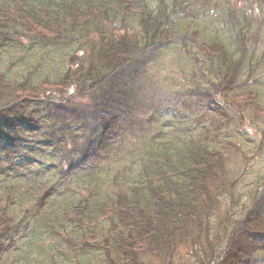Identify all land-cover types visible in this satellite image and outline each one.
Listing matches in <instances>:
<instances>
[{
  "label": "trees",
  "instance_id": "16d2710c",
  "mask_svg": "<svg viewBox=\"0 0 264 264\" xmlns=\"http://www.w3.org/2000/svg\"><path fill=\"white\" fill-rule=\"evenodd\" d=\"M191 1L0 0V264H174L189 245L198 248L199 264L264 257V193L231 234H212L228 176L207 133L143 137L127 167L111 179L103 174L110 145L141 129L151 70L185 31L178 10L226 7L221 28L202 38L211 59L199 67L214 97L195 88L188 96L259 105L264 0ZM64 46L73 53L57 70L48 51ZM9 48L25 59L16 71L7 66L15 53L6 54ZM32 123L40 128L30 131ZM31 145L49 151V188L63 197L57 203L58 195L36 196L30 184L38 173H11ZM72 186L82 189L72 195ZM224 243L230 254L222 253Z\"/></svg>",
  "mask_w": 264,
  "mask_h": 264
},
{
  "label": "rangeland",
  "instance_id": "374dc122",
  "mask_svg": "<svg viewBox=\"0 0 264 264\" xmlns=\"http://www.w3.org/2000/svg\"><path fill=\"white\" fill-rule=\"evenodd\" d=\"M194 2L195 0H192L190 4ZM225 8L210 7L206 12L200 6H198L200 12L195 7L178 10L179 24L185 31L174 38L167 50L162 51V58L158 59L151 70L148 100L140 108L142 112L140 119L143 121L141 129L138 128V134L135 137H120L111 144L106 151L102 167L103 174L111 179L119 169L127 167V163L132 159L129 156L130 149L142 143L143 137H147L148 140L163 141L179 136L196 137V134L207 133L206 137L211 145L223 152L228 176V185L223 189L226 190V194L220 196L221 206L215 211L216 218H212L210 222L212 234L223 232L219 234L220 236L226 234V228H229L231 234L235 222L241 220L246 212H251L249 210L257 206L260 196L264 193V26L261 28V38L258 42L260 50L258 49L256 67V95H258L259 105L250 106L247 102L248 98L247 100L238 98L235 101L236 108H232L233 104L229 107L221 99L200 104L196 99L188 96L190 89L195 88L194 90L199 91L197 94L206 93L214 97L210 83L206 84L199 67L200 62L204 66L211 59L202 43V38L212 36L217 29L221 28L225 18ZM193 13L196 18L193 17ZM13 52L9 48L6 53H13L14 56L7 66L16 71L17 66L24 64L25 59L16 53L17 49ZM72 53L73 48L70 46L50 48L47 61L55 65L58 70L64 66L66 57ZM197 58L199 60L194 61ZM3 66L7 67L4 60ZM206 68H208L207 65L204 69ZM32 124L34 125L30 131L40 128L37 123ZM25 155L26 157H23ZM43 155L31 145L29 152L22 151L18 155L19 159L17 158L16 166L11 173H25L29 175V178L34 179L38 173L39 182L32 179L30 184L36 189V196L45 200V197L49 199L58 195L57 203L63 197H60L55 189L49 188L54 185V181H51L54 179V174H48L53 162L49 158V151L45 150ZM41 162H45L47 166L40 165ZM12 179L18 180V177L14 176ZM27 180L26 178L25 181ZM26 186L25 183L22 187ZM46 187L47 190L42 191ZM81 189L80 186H72L67 192L76 195ZM65 191H62V194ZM227 220L230 222L228 227ZM203 238L205 240V233ZM226 246L227 244L223 247L222 253L230 254V247ZM179 250L181 259L174 264H199L197 259L200 255H198L197 247L195 249L189 245ZM225 254L222 256L226 257ZM257 264H264V257Z\"/></svg>",
  "mask_w": 264,
  "mask_h": 264
}]
</instances>
